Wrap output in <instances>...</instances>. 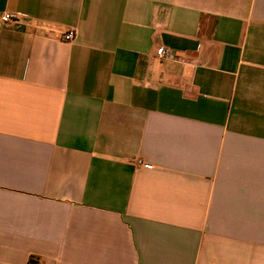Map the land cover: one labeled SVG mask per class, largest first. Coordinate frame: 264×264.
<instances>
[{
    "label": "crops",
    "instance_id": "1",
    "mask_svg": "<svg viewBox=\"0 0 264 264\" xmlns=\"http://www.w3.org/2000/svg\"><path fill=\"white\" fill-rule=\"evenodd\" d=\"M4 14L0 264H264V0Z\"/></svg>",
    "mask_w": 264,
    "mask_h": 264
},
{
    "label": "built area",
    "instance_id": "2",
    "mask_svg": "<svg viewBox=\"0 0 264 264\" xmlns=\"http://www.w3.org/2000/svg\"><path fill=\"white\" fill-rule=\"evenodd\" d=\"M13 22H17V18L9 15V14H4L0 16V23L3 25H9L12 24ZM74 38V31L69 30L64 34L63 39L66 41H70L71 39ZM155 57L161 60H168L172 59L173 53L170 49L164 48V47H158L155 50Z\"/></svg>",
    "mask_w": 264,
    "mask_h": 264
},
{
    "label": "trees",
    "instance_id": "3",
    "mask_svg": "<svg viewBox=\"0 0 264 264\" xmlns=\"http://www.w3.org/2000/svg\"><path fill=\"white\" fill-rule=\"evenodd\" d=\"M29 264H35V263L32 261V262H30Z\"/></svg>",
    "mask_w": 264,
    "mask_h": 264
}]
</instances>
